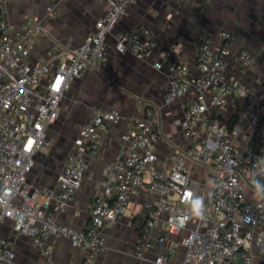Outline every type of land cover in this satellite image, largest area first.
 I'll use <instances>...</instances> for the list:
<instances>
[{"label": "built area", "instance_id": "built-area-1", "mask_svg": "<svg viewBox=\"0 0 264 264\" xmlns=\"http://www.w3.org/2000/svg\"><path fill=\"white\" fill-rule=\"evenodd\" d=\"M54 1L53 11L64 0ZM137 1L115 0L82 45L68 51L55 47L48 60L32 63L38 23L18 28L0 0V230L11 221L17 235L32 238L49 258L54 241L66 239L84 251V264H97V254L108 249L105 227L118 223L133 199L144 194L148 214L137 257L158 246L155 264H264V104L257 84L245 79L256 57L249 49L235 48L228 30L200 38L194 69L180 54L167 62L171 81L165 102L190 97L181 123L187 146L170 157L167 168L157 166L164 135L156 113L149 111L123 134L126 153L101 179L89 225L78 229L60 222L59 214L83 187L91 167L88 155L100 154L110 125L123 119L119 108L98 106L74 139L56 188L38 189L30 183L72 81L102 68L109 37ZM114 39L118 53L138 58L149 57L157 47L156 34L147 25ZM236 92L243 100L229 120L224 111ZM189 163L203 167L207 181L194 178ZM159 223L161 232L153 239L151 231ZM16 261L15 239L0 236V264Z\"/></svg>", "mask_w": 264, "mask_h": 264}, {"label": "crops", "instance_id": "crops-1", "mask_svg": "<svg viewBox=\"0 0 264 264\" xmlns=\"http://www.w3.org/2000/svg\"><path fill=\"white\" fill-rule=\"evenodd\" d=\"M114 1L64 0L54 11V0H2V3L6 16L18 28L30 21L38 23L40 30L30 50V61L37 63L48 60L55 47L68 51L82 45L86 36L94 30L96 21L108 12ZM139 25H147L154 30L157 37L154 52L146 58L118 53L115 36ZM222 30L231 32L235 48L249 49L255 55L256 63L245 79L257 84L259 102L264 104V0H138L128 8L108 39L107 57L102 68L88 70L82 79L72 81L61 102L62 117L68 115L69 120L70 116L73 118L71 122L75 118L82 121L80 127L68 132L72 137V146L95 107H117L123 119L110 125L100 154L97 157L88 155L91 167L86 173L83 187L75 202L59 214L60 222L78 229H85L89 225L101 179L108 166L126 153L123 134L129 127L135 126L137 119L147 116L149 111L156 113L157 123L164 135L157 147V166L167 168L170 157L186 148L181 123L190 97H183L171 104L165 102L171 81L167 62L175 54H180L189 60L194 69L200 38L206 33L218 34ZM158 62L164 64L163 68L156 67ZM242 100L239 92L229 96L225 118L233 119ZM189 166L194 178L207 181L203 167L191 163ZM42 183L36 188H56L57 177ZM144 200V194L133 199L118 223L105 227L108 249L97 254V264H155V256L160 252L158 246L143 258L135 254L148 214ZM162 225L159 223L152 229L153 239L159 236ZM0 236L15 239L16 264H84V251L66 239L54 241L53 257L49 258L32 238L17 235L11 221L2 226ZM183 253L184 248H181L179 260Z\"/></svg>", "mask_w": 264, "mask_h": 264}, {"label": "rangeland", "instance_id": "rangeland-1", "mask_svg": "<svg viewBox=\"0 0 264 264\" xmlns=\"http://www.w3.org/2000/svg\"><path fill=\"white\" fill-rule=\"evenodd\" d=\"M66 117H60L52 126L48 133V142L37 159L35 168L30 175V183L35 187H40L44 182L52 180L57 177L61 169L63 168L67 156L72 150V137L68 132L74 131L81 126L82 121L73 120L71 122ZM213 177H209L208 180H212Z\"/></svg>", "mask_w": 264, "mask_h": 264}, {"label": "clouds", "instance_id": "clouds-1", "mask_svg": "<svg viewBox=\"0 0 264 264\" xmlns=\"http://www.w3.org/2000/svg\"><path fill=\"white\" fill-rule=\"evenodd\" d=\"M199 203H200L199 201H197V202H196V204H197V207H199Z\"/></svg>", "mask_w": 264, "mask_h": 264}, {"label": "snow or ice", "instance_id": "snow-or-ice-1", "mask_svg": "<svg viewBox=\"0 0 264 264\" xmlns=\"http://www.w3.org/2000/svg\"><path fill=\"white\" fill-rule=\"evenodd\" d=\"M57 85H59V81H57Z\"/></svg>", "mask_w": 264, "mask_h": 264}, {"label": "trees", "instance_id": "trees-1", "mask_svg": "<svg viewBox=\"0 0 264 264\" xmlns=\"http://www.w3.org/2000/svg\"><path fill=\"white\" fill-rule=\"evenodd\" d=\"M262 182H264V180H262Z\"/></svg>", "mask_w": 264, "mask_h": 264}]
</instances>
